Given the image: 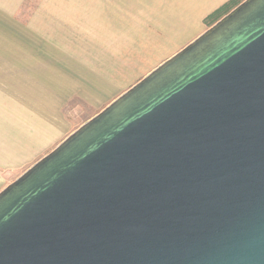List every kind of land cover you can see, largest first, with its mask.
<instances>
[{
    "label": "water",
    "instance_id": "95a60500",
    "mask_svg": "<svg viewBox=\"0 0 264 264\" xmlns=\"http://www.w3.org/2000/svg\"><path fill=\"white\" fill-rule=\"evenodd\" d=\"M0 264H264V0L1 192Z\"/></svg>",
    "mask_w": 264,
    "mask_h": 264
},
{
    "label": "crops",
    "instance_id": "0c3cea01",
    "mask_svg": "<svg viewBox=\"0 0 264 264\" xmlns=\"http://www.w3.org/2000/svg\"><path fill=\"white\" fill-rule=\"evenodd\" d=\"M58 1L0 0V193L75 132V122L59 110L67 98L58 95L57 55L66 49H58V20L68 11L63 13ZM60 1L68 6L76 0ZM94 1L103 9L113 6L116 14L125 6L129 22L137 23L130 26L132 36L144 39L141 52L159 55L155 63L118 68L103 82L104 76L97 78L95 91L76 83L72 96L102 111L201 37L211 28L207 19L232 0ZM69 24L79 29L73 19ZM101 111L94 110L79 127Z\"/></svg>",
    "mask_w": 264,
    "mask_h": 264
},
{
    "label": "rangeland",
    "instance_id": "374dc122",
    "mask_svg": "<svg viewBox=\"0 0 264 264\" xmlns=\"http://www.w3.org/2000/svg\"><path fill=\"white\" fill-rule=\"evenodd\" d=\"M28 2H33V0H28ZM58 2L63 4L61 7L63 13L68 11V13L59 15L58 20V49L60 50L63 45L66 47L57 55L59 59L58 95L59 99L67 98L59 102L61 105L59 110L67 113V118L75 122L74 131H77L81 121L91 115L94 110L95 112L101 111L96 107L92 109L91 105L82 102L77 95L72 96L73 89L78 87L77 84H84L86 89L95 91L97 78L104 76L103 82L105 77L112 78L106 74H113L118 68L126 70L131 66L141 65L146 60L147 64L150 61L155 63L159 55L141 52L143 48L140 47V41L144 39L132 36L136 32L132 31L130 26L132 24L136 27L137 23L129 22V14L125 11V6L120 7L121 12L116 14L113 6H105L103 9L94 0H76L73 5L68 2V6L60 0ZM70 10L74 12L69 13ZM71 19L76 26H79V29L73 30V26L69 24ZM124 25H129L128 30H124ZM43 60H45L44 55ZM43 88L45 89L46 86ZM65 90L67 93H64ZM70 135L60 141L58 146Z\"/></svg>",
    "mask_w": 264,
    "mask_h": 264
},
{
    "label": "trees",
    "instance_id": "16d2710c",
    "mask_svg": "<svg viewBox=\"0 0 264 264\" xmlns=\"http://www.w3.org/2000/svg\"><path fill=\"white\" fill-rule=\"evenodd\" d=\"M245 0H232L230 3L225 5L222 9L211 15L206 23L212 27L215 25L218 21H220L223 17H225L227 14H229L232 10H234L236 7H238L240 4H242Z\"/></svg>",
    "mask_w": 264,
    "mask_h": 264
}]
</instances>
